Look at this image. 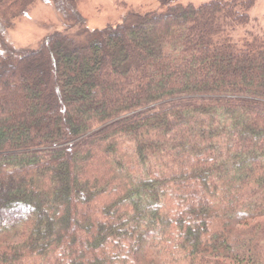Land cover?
<instances>
[{"label": "trees", "instance_id": "1", "mask_svg": "<svg viewBox=\"0 0 264 264\" xmlns=\"http://www.w3.org/2000/svg\"><path fill=\"white\" fill-rule=\"evenodd\" d=\"M38 2L63 31L8 45ZM255 2L89 31L78 0H0V264H264Z\"/></svg>", "mask_w": 264, "mask_h": 264}, {"label": "rangeland", "instance_id": "2", "mask_svg": "<svg viewBox=\"0 0 264 264\" xmlns=\"http://www.w3.org/2000/svg\"><path fill=\"white\" fill-rule=\"evenodd\" d=\"M210 0H78V10L89 31L115 26L129 12L146 13L164 11L167 5L198 6ZM250 31L264 30V0H256L249 11ZM63 23L51 3L38 2L22 17L15 20L7 33V43L16 48L37 47L40 41L54 30L63 31ZM77 29L67 30L76 36ZM84 42L85 36L80 37ZM78 40V41H79Z\"/></svg>", "mask_w": 264, "mask_h": 264}]
</instances>
